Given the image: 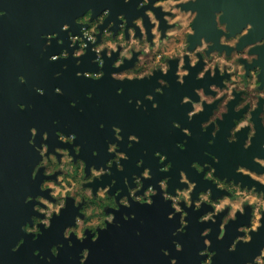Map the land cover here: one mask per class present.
I'll return each mask as SVG.
<instances>
[{
    "label": "flooded vegetation",
    "instance_id": "1",
    "mask_svg": "<svg viewBox=\"0 0 264 264\" xmlns=\"http://www.w3.org/2000/svg\"><path fill=\"white\" fill-rule=\"evenodd\" d=\"M138 2L139 0H132L131 4H125L124 0H116L110 7L112 9L111 19H116L121 12H126L131 23L134 17L142 14L136 10ZM169 3H171V0H160V7L153 9L154 13L157 14V20H160L159 13H163L173 19L176 15H179V13L165 11V6ZM174 7L180 9L181 13H183L181 18L171 24L168 21L161 20L160 27L157 29L159 36L157 37L153 33L149 37L147 45H145L143 39L138 40L140 51L132 50L131 59L134 67L128 72L129 75L147 76L161 66H173V73L165 77L170 80L172 87L166 90L165 95L156 96V99L160 102L159 109H152L151 102L145 100L149 111L137 110L135 105L131 106L128 103V99H126L127 92L123 96L115 92L114 86L117 81L111 78V72L115 70L111 66V60L106 63L104 70L107 75L102 80L93 81L88 78L77 77V71L100 70L98 65L92 63L95 54L91 51V44L81 66H77L75 59L71 58L57 62L60 65H68L67 69L62 67L64 70L62 71L63 75L59 78L53 73L56 64L54 62L45 64L47 72L43 74V78L37 79L35 83L32 81L31 86L33 90L36 86L46 88V95H39L36 92L33 94L25 88L23 89L25 83L20 81L19 83H13L16 86V89L12 92L13 97L20 93L28 102L26 105H34V101L38 103L34 109L29 107L27 110H20L18 107L19 112H14L10 122L4 121L0 115V264H37V262L39 264H48L47 259L40 260L39 257L34 255L36 241L33 240L32 235L25 234L22 230L23 225L30 222L33 215L32 204H26L25 200L28 195L41 194L40 183L46 178L43 176V170H41L38 179L33 180L32 178L35 165L41 159L39 153L29 144V140L32 138L30 131L32 127H37L40 130L37 144L42 140L43 132L45 130L49 131L50 139L47 142L52 146V151H54L56 146H70L58 141L57 129L69 132L76 130L80 133V138L83 141L94 143L101 139L92 128L93 123L97 119L103 118L111 122L115 120L126 127L130 126L138 129L141 138V149L137 148L133 153V163L128 162L129 160L124 161V172H120L113 167V174L111 176L106 175L102 183L95 182L94 185L84 184L83 180H86L87 176L82 175L80 165L75 158L67 161L57 158L54 175L63 176L64 178L62 184L58 181L56 183L61 188L65 203L70 198L75 199L81 213L89 218L97 214L98 206L100 214L105 218L108 215L107 211H115L107 209L108 206L113 204V201L102 189L100 191V199L97 200L95 187L101 184L107 185L111 183L112 179H116L117 184L111 190L112 194L115 193L117 188H123L124 192L122 194H127L124 178L128 177L131 179L134 173L139 174L143 170L137 167L139 159L145 158V165L154 166L155 169L159 165L158 175H160L162 173L160 172L162 165L159 163L158 158L154 156L156 151L154 148L159 149L162 147L170 153L174 163V170L185 169L198 174L191 167L194 160H199L201 163L205 161L213 163L219 176H236L235 168L239 164H244L251 168L245 169L248 177L241 174L235 180L224 179L221 181L216 178L213 179V173L208 179L214 180L218 188L225 190L228 195H224L217 201L212 200L210 193L208 195L210 202L215 203L217 211L233 212L237 216L240 213L239 209L243 208L244 211L248 210L251 225H262L264 221V183H261V180H264V176L260 172H264V168L257 165L253 157L256 155L264 156V124H261L259 119V112L264 111V96L260 95L261 89H264V82H262L264 81V69H258L256 66L257 63L264 65V41L254 45H249L248 43L264 39V15L253 19L252 23L255 28L252 33H249V36L244 37L241 35L237 39L235 34L241 31L248 22H251L242 18L239 11L224 10L225 16L220 17L217 21L220 25V31H218L215 23V14L220 9H215L210 0H198V3L194 5L175 3ZM190 7L198 8L200 11L197 22L189 23L186 18ZM243 20L244 23L242 24ZM224 21L228 22V27L232 30V33L224 32ZM88 23L90 24L91 21L89 20ZM119 23L117 21V28ZM164 25H167V27H164ZM81 27L83 26L77 25L71 30L74 34L82 35V32H80ZM145 27H147V18ZM153 27L155 28L156 25L154 24ZM188 28H191L192 31H188ZM109 31L112 32V39L115 40L118 32L113 31L111 28ZM98 32L103 35V29L99 28V26ZM169 32H172L171 36H169ZM59 33L60 37L65 40V44L63 46L60 45L59 50L68 48L70 52L73 51L74 49L70 47L71 41L68 38V33L61 30ZM140 35V32L137 31V36L139 37ZM201 35L207 36L212 41L207 49H203L199 39ZM124 39H130L126 29L124 30ZM234 40L235 43L233 42ZM97 42H99V37ZM46 44L47 41L44 47ZM105 51H108V49H105ZM185 53H192L193 58L197 60V68H200L201 64L207 67L206 76L210 80L197 81L195 74L198 69H193L192 76L186 78L187 83L185 85H180L176 82L174 76L175 64L179 62L181 54ZM47 60L49 61V59ZM184 60L185 66H187L189 56L185 54ZM127 66L130 67L131 64ZM213 72L215 73L214 76L212 75ZM253 73H255L254 77ZM144 81L146 84L142 92L154 91V88L158 86L155 79H146ZM3 82L4 80L0 78V85ZM210 82L214 85L210 97L213 102L212 105L208 106L207 111L199 115L195 120L189 121L187 111L190 110V105L181 106L180 100L184 95H190L198 99L194 89L200 86L207 88ZM86 84H89L90 87L95 86V88L101 86V90L96 97L89 99L87 93L85 92L84 94V85ZM57 86L64 90V94L67 92L69 96L79 100L78 111L81 112L80 108L84 109L83 112L86 113L84 119H80L75 114L73 116L74 120L69 123L61 122L59 125H54L53 122L47 121L50 113L59 118L64 113L73 114L74 111L67 109L66 105L61 102L60 96L54 91ZM2 93L3 91L0 88V94ZM216 97H219V99ZM1 102L0 100V108ZM19 104L18 102L17 106ZM213 110L226 115L225 121L222 122V131L215 138L218 146L214 150L220 158L218 164L212 161L210 157L203 154L201 156L200 154L201 148L203 149L205 143L208 144V140L212 139L211 131L214 127L211 126L206 134L201 130L200 123L202 120L207 119ZM242 113L245 114L244 120L250 121L255 118L258 128V135L254 138L253 146L247 151L244 150L243 143L248 129L238 134L240 136L239 143L229 144L227 142V136L233 126V117L242 115ZM173 120L180 121L193 131V136L188 138V144L192 146L191 152L188 154L183 153L177 147V149L172 148L173 141H182L185 138L180 130L172 128L171 122ZM8 124L10 125L8 126ZM89 126L90 129H88ZM126 141L125 148L129 150L128 139ZM145 150H147L146 154ZM152 150L153 153H151ZM178 151L181 152L179 153ZM73 154L75 155V153ZM114 155L108 153L107 147L98 158L86 153V161L89 166L86 171L90 175V168L93 164L97 167L106 166V161ZM50 163L52 162L50 161ZM50 182L53 181L50 180ZM132 186L135 187L134 184ZM59 198L57 197L56 199ZM164 202L166 204V201ZM208 210L209 208L206 206L202 209V212L204 213ZM77 212L78 210L72 206L71 200H69L67 209L63 211L65 217L54 219L52 229L45 230L44 235L39 238L42 241L38 244L46 258L51 256V246L64 239V228L74 223V217ZM125 215L130 217L129 208L122 206L121 210L116 212L117 221L121 226L110 225L107 230L101 231L99 239L95 241L89 236L87 240L80 242L73 234L72 240L75 248L61 249L59 258L53 257L52 264H80L79 253L86 246L90 247L91 253L94 255V264H157L156 249L159 245L157 237L160 235L161 228L159 220L154 218L152 220L153 223L148 225L150 230L134 238L128 232L131 219L125 220ZM230 220H233L232 215L225 216V223ZM21 237L25 238V244L21 246L18 252H12V248L15 247ZM217 245L222 247L218 241ZM146 247H150L151 254H145ZM262 248H264V245ZM127 252L129 253L128 255H126Z\"/></svg>",
    "mask_w": 264,
    "mask_h": 264
},
{
    "label": "clouds",
    "instance_id": "2",
    "mask_svg": "<svg viewBox=\"0 0 264 264\" xmlns=\"http://www.w3.org/2000/svg\"><path fill=\"white\" fill-rule=\"evenodd\" d=\"M125 4H131L132 0H124ZM175 3L180 4H190L194 5L198 3V0H171V3L165 6V11H172L175 13H179L175 18L168 17L163 13H159L160 20H157V14L154 13L153 9H158L160 7V0H139L136 4V10L141 12V15L134 17L129 22V17L126 12H121L118 14L116 19H111L112 17V9L109 7H105L102 12L99 14L96 13L95 9L89 8L83 15H80L76 18V24L81 25L80 32L81 34H74L72 32V25L69 23H64L62 25L61 31L68 33V38L71 41L70 47L74 49L73 51H69L68 48H63L56 54H52L48 57L49 61L57 62L60 60H68L75 59L76 65L81 66L83 64V58L86 56L89 50V46L91 44V51L95 54L92 63L98 65V71H77L76 76L81 78H88L93 81H100L106 75L105 66L108 60L112 61V68L115 69L111 72V78L117 82H135V81H144V80H156L157 87L154 88V91L148 92L144 95L143 99L130 97L128 99L129 104H135L137 110H143L148 112V105L145 104V100L151 102L152 109H159L160 102L156 99L157 95L163 96L166 94V90L172 87L170 80L166 79L169 74L173 73V66H161L151 75H129L128 72L130 69L134 67L132 62L133 49L136 51H140V46L138 44V40L143 39L145 45H147L149 37L155 33L156 36H159V32L157 29L160 27L161 20L168 21V23H175L177 20L181 18V10L174 7ZM194 9V11H193ZM200 11L198 8H189V12L187 14V19L189 23L197 22L198 15ZM5 11L0 10V16L5 15ZM225 16V11L220 10L215 14V23L217 30L220 31V25L217 23L220 17ZM107 18V19H106ZM147 18V27H145V20ZM91 21L89 24L88 21ZM117 21H119V25L117 28ZM107 22V23H106ZM156 25L154 28L153 25ZM106 25V26H105ZM99 28L103 29V35L98 32ZM113 26H115L113 28ZM167 27V25H164ZM113 29V31H117L118 35L115 40L112 39V32L109 29ZM255 28V25L252 22H248L245 27L241 31L235 34L238 39L241 35L244 37L249 36V33H252ZM127 30L129 33L130 39H124V30ZM188 31H192L191 28L187 29ZM137 31L140 32V36H137ZM224 32L232 33V30L228 27V22L224 21ZM172 35V32H169V36ZM99 37V42H97ZM42 39L47 41V44L44 47V51L41 52V58L44 57V54L48 51V48L52 45L53 41H56L59 45L63 46L65 44V40L60 37L59 32H52L42 34ZM201 44L203 45V49H207L212 41L209 40L207 36L201 35L199 37ZM264 39L257 40L252 43H248L249 45L259 44ZM235 43V40L233 41ZM30 45V42H29ZM79 45V47H77ZM108 49V51H105ZM198 49V50H203ZM189 56V60L187 62V66H185L184 55ZM181 54V58L178 63L175 64L174 76L176 78V82L180 85H185L187 83L186 78H190L192 76V70L198 69L195 74V79L197 81H205L210 80L207 73V67L204 64L200 65V68L196 67L197 60L193 58L192 53ZM255 55V54H254ZM131 64V66H127ZM258 69H264V65L257 63ZM63 67L65 69L68 68L67 64H64ZM63 75L62 72H56L55 76L57 78ZM214 76L215 73L213 72ZM255 73H253V77ZM19 81L21 83L27 82V77L25 75L19 76ZM264 82V81H262ZM214 88V85L210 82L207 85V88L204 86L196 87L194 89L195 95L198 99L193 98L190 95H184L180 100L181 106H189L190 110L187 111V118L189 121L195 120L199 115L205 113L207 111V107L212 105L211 91ZM35 92L39 95H46L47 90L44 87H35ZM55 93L58 95H64V90L57 86L55 88ZM117 94L122 95L125 91L123 87L117 88ZM207 91V95H206ZM261 96H264V89H261ZM87 96L89 99L93 97L92 92H88ZM219 99V97H216ZM79 104V100L75 99L71 101V106L76 107ZM20 110H27L29 107L35 108V105H26L24 103H20L18 105ZM219 107V106H217ZM80 111L83 112L84 109L80 108ZM257 113V112H256ZM244 113L237 117H233L232 124L233 126L230 128V134L227 136V142L229 144H236L240 141V136L238 134L242 133L243 130L248 129L246 139L243 143L244 150H249L252 148L254 143V138L258 135L257 124L254 119L244 120ZM226 115L221 114L215 110L211 112L207 119L202 120L200 123L201 130L204 133H208L211 126H214L211 131L212 139L208 140L209 145L215 144V138L222 131V122L225 121ZM259 119L261 124H264V111L259 112ZM241 121H243L241 123ZM172 128L180 130L184 134V139L182 141H177V148L182 151L187 150L188 138L193 136V131L191 128L184 126L180 121L173 120ZM54 125H59L60 120H53ZM106 125L101 123L100 128H105ZM31 140H29V144L32 145L35 150L39 153L41 159L35 165V170L32 173L33 180L39 178V174L41 170H43V176L46 177L43 179L42 183H40V193L35 196L28 195L25 203L32 204L33 215L31 216L30 222H27L23 225V232L25 234L32 235L34 241L39 240V238L44 235L45 230H50L53 226L54 219L62 216L63 211H65L68 207L69 200H71L72 206L78 210L77 214L74 217V223L67 225L63 231V237L68 241V247L74 246V241L72 240L73 234L76 239L80 242H84L91 236L92 240L95 241L99 239L100 233L103 230H107L110 225H115L116 227H120L121 225L117 221L116 212L121 210V207L131 208L133 202H137L139 204L145 205H153L155 203V197L162 196V198L166 202L171 203V208L174 211H170L168 218L173 220L179 214V226L173 231V237H178L181 234H187L188 228L190 226V220L188 219L190 212L189 209H193L195 211H201L206 206L209 208L208 211L204 212L201 216H199V222L207 224L209 222L215 224L217 223V218L220 217L219 223V233L216 237L217 240H224L228 228L235 223L237 225L236 232L239 233L235 235L234 239L230 243L227 248L228 252H236L238 250V246L243 244L248 245L254 241V234L259 235L262 227L264 226H253L251 222L248 224H240L237 221V218L233 212H222L216 210V205L213 202H210L208 192L211 188L206 190H200L197 193L198 182L194 181L190 178L188 172L184 169L179 171V185H186V187L177 186L174 192L171 189V181L172 177L170 175H165L161 179L157 181L158 187L156 184H148L145 187L146 181H150L154 179L153 169L150 166H145V161L143 158L137 161V167L142 168L143 170L136 174L134 173L129 179L128 177L124 178V184L127 187V194H122L124 192L123 188H117L115 193L112 194L111 190L117 184L116 179H112L111 183L107 185L101 184L98 187H95L97 190V200L100 199V191L108 194V197L111 198L113 204L108 206L107 209H113L115 211H107V217H103L100 214L99 206L97 207V214L89 218L84 215L80 211V207L78 206L75 199H68L65 203L63 199V193L61 192V188L57 186V181L61 184L63 183V176L54 175L56 171L55 162L59 157L62 161L71 160L73 158L76 159L77 163L80 165L82 175H86L87 179L83 180L84 184L94 185L97 181H103L104 177L111 176L112 169L115 167L118 171L124 172L125 165L124 161L130 159V156L127 152L121 150L122 143L125 139L123 132L124 129L117 124L112 125V131L115 135V142L111 139L107 141V151L109 154H115L111 159L106 161V166L97 167L93 164L90 168V175L86 171L88 169V162L81 156L83 145L77 143L78 134L76 132H71L70 134L65 131L57 129L56 135L58 137V141L62 144L71 145L72 147H62L56 146L54 151L51 150L52 146L47 142L50 139L49 131L45 130L42 134V140L39 144H37V138L40 136V130L37 127L31 128ZM141 142L140 136L135 133H130L128 135V147L132 148L135 144ZM75 153V155L73 154ZM147 150H145V154ZM93 156H98L99 151L93 150ZM205 155L210 157L212 161H215L216 164L220 162L219 156L213 154L212 152H205ZM154 156L158 158L159 163L162 165L160 171L162 173H169L174 167V163L169 159L167 153L162 151H155ZM254 162L259 165L261 168H264V156L256 155L253 157ZM50 161L52 163H50ZM62 166V165H61ZM191 167L196 170L197 173L203 174V178L208 181V177L213 173L216 174L217 178L220 176L217 175V168L213 163L209 161H205L201 163L199 160H194L192 162ZM251 169L244 164H239L235 168L236 176L248 177V173L245 169ZM253 170V169H252ZM256 171V170H254ZM258 172V171H257ZM262 176H264V172H260ZM54 177V178H53ZM228 179V177H224ZM235 178V176L233 177ZM53 181V182H50ZM261 183H264V180H261ZM135 185L133 187L132 185ZM93 187V186H91ZM94 188V187H93ZM51 189V191H49ZM60 197L59 199H56ZM195 197V198H194ZM239 212L243 214L244 209L240 208ZM232 215L233 220L227 224H225L224 219L225 216ZM211 217V218H209ZM135 218L134 214L132 217L125 215L124 219H132ZM43 225V227H41ZM249 228L248 232H245V228ZM214 229L212 227H206L200 233L201 238L203 239L204 247L200 249L199 255L204 257L200 261V264H216L215 257L218 255V250L213 248V241L210 238ZM141 233L139 230L137 231V235ZM25 238L21 237L19 242L12 248V252H18L22 245L25 244ZM172 243L175 246V250L177 252L184 251V245L179 239H174ZM65 247L63 242L53 244L51 246V256L47 258L42 254L40 249H36L34 251V255L39 257L40 260L47 259L48 264H52L53 257L59 258L61 249ZM161 252L164 256L170 258V264H179V258L172 255V251L169 248H162ZM80 264H86L91 255L90 248H83L80 253ZM39 264V262H37ZM246 264H264V248L259 249V254L255 255L254 258L249 259Z\"/></svg>",
    "mask_w": 264,
    "mask_h": 264
},
{
    "label": "water",
    "instance_id": "3",
    "mask_svg": "<svg viewBox=\"0 0 264 264\" xmlns=\"http://www.w3.org/2000/svg\"><path fill=\"white\" fill-rule=\"evenodd\" d=\"M115 1L116 0H0V10L5 11L6 13L5 15L0 16V78L4 80L3 84L0 85V88L3 91V93L0 94V100L2 101L0 115L2 116L4 121L10 122L12 120L14 112H19L17 106L18 102L28 104L26 99L20 93L13 97L12 92L16 89V86L13 83H19V76L25 75L27 77V82L23 85V89L25 88L26 90L34 94L35 90H33L31 86L32 81L33 83H35L37 79L43 78V74L47 72L45 64L51 62L47 60L48 57L60 51V45L57 44L56 41H54V43H52V45L48 48V51L44 54V57L41 58V52H43L44 44L46 42L45 39L41 38L42 34L60 32L64 23H69L72 25V28H74L77 26L76 18L80 15H83L89 8L95 9L96 13L99 14L101 11H103L105 7L110 8L112 3ZM210 1L212 5H214V8L217 10L223 9L239 11L242 15V18L246 19V21L253 22V19L255 17L260 18L261 15H264V0ZM243 23L244 20L242 24ZM29 42L30 45H27L29 44ZM57 62H54L56 66L53 73L64 71L62 69L63 65H60ZM145 84V81H126L123 83L117 82V84L114 86V89L115 92H117V88L123 87L125 91L120 96H123L125 92H127L126 99H129L130 97L143 99L146 93L152 92H142V89L145 87ZM84 86V94L85 92H92L93 97H96L98 95V92L101 90V86L97 88H95V86L90 87L89 84H86ZM59 96L61 102L66 105L67 109L74 110L73 114L64 113V115L59 117V119L57 118V116L50 113L49 117L47 118V121L53 122V120L59 119L60 123H69L70 121L74 120L73 116L75 114L80 117V119H84L86 117L85 112L78 111L80 103L76 107L71 106V101L75 100L76 98H72L67 92H65L64 95ZM37 103L38 102L36 101L33 102L35 106L37 105ZM134 105V103L131 104V106ZM101 123L105 124L106 127L101 129ZM113 124H117L124 129L123 135L125 139L123 142H121V150L129 154L130 159L128 162L133 163V153L136 151L137 148L141 149V143L135 144L129 150H127L125 146L127 142L126 140L128 139V135L130 133H135L139 136L138 129L132 128L130 126L126 127L121 122L115 120H112L111 122L101 118L95 120L92 127L94 129V132L98 134L101 138L98 142L94 143L91 141H83L80 138V133L76 130L70 132L66 130L65 132L68 134H70L71 132H76L78 134L77 143L83 145L81 156L86 160V153L92 154L94 149L98 150L99 155L95 156L98 158L101 155L102 151L106 150L107 141L109 139L115 142L114 132L112 131ZM9 125L10 124H8V126ZM88 129H90V126L88 127ZM176 142L177 140L172 142L173 149L177 147ZM217 146L218 145L216 142L214 145H209L205 143L204 148H201L200 151L201 156L202 154L205 155L206 151L212 152L213 154L217 155L214 150ZM69 147L72 146L70 145ZM191 148L192 146L190 144H187V150L182 152L188 154L191 152ZM154 149L156 151L159 150L167 153L169 159L172 160L170 153L164 148L161 147L159 149ZM151 153H153V150ZM143 159L146 162L145 158ZM150 167L153 169L154 179L146 181L145 187H147L148 184H156V186L158 187L157 181L165 175H170L172 177L170 190H172L173 192L177 186L186 187V185H179L180 170L172 169L169 173H161L160 175H158L159 165L156 166V169L154 166ZM187 172L192 180L198 182V188L196 190L197 193L200 190H206L208 188H211L208 193L211 194L213 201H217L218 199L224 197V195H228L225 190L218 188L214 180L208 179V181H206L203 178V174H195L192 171ZM224 177L227 176H220L219 178H217L216 174H213V179L216 178L218 180L223 181L225 179ZM233 177L234 176L228 177V180L237 179V176H235V178ZM97 182L102 183L103 181ZM154 199L155 203L150 206L145 204L140 205L137 202H133L132 207L129 208V215L130 217H132L134 214L135 218L131 219L128 232L134 238H137L138 230L143 235L144 233L150 230L148 228V225L150 223H153L152 220L154 218L159 220L161 228L160 235L157 237L159 239V245L156 249L157 264H170V258L163 255V253L161 252L162 248L171 249L172 255L179 258V264H200V261L204 259V257H201L199 255L200 249L204 247L203 239L201 238L200 233L206 227H212L214 229V232L212 233L210 238L213 241V248L218 250V255L214 258L216 264H246L249 259H252L255 255L259 254V249L262 248L264 245V227H262L259 235L254 234V241L251 244L245 245L242 242L241 245L238 246V250L236 252H228V246L234 239L235 235L239 234L236 232L237 225L233 223L228 228V232L224 240H217L216 237L219 233V223L221 218L218 217L217 223L215 224L211 222L204 224L199 222V216L204 214L202 210L194 211L193 209H189L190 215L188 219L190 220V226L188 228L187 234H181L178 237H173V231L179 226V214H177V217L175 219L170 220L168 218L169 212L174 211V209L170 208L171 203L166 202L165 204V200L162 198V196H157ZM64 217L65 214H62V216H60V218ZM236 218L240 224H248L250 222L248 210H245L243 214H237ZM231 221L232 220H230L229 222ZM261 226H264V221L262 222ZM248 229L249 228L246 227L245 231ZM174 239H179L183 243V252H177L175 250V246L172 243ZM40 241H42V239L36 241L35 248L40 249L42 251V248L38 244ZM217 241L218 243L220 242L222 247L217 245ZM60 242L64 243V249L75 248V246L68 247V241L65 239H62L57 243ZM86 247L90 248L89 246ZM149 248L150 247L145 248L146 255L151 254ZM128 254L129 253L127 252L126 255ZM123 255L125 256V254ZM93 256L94 255L91 253L90 258L86 262V264H94Z\"/></svg>",
    "mask_w": 264,
    "mask_h": 264
}]
</instances>
